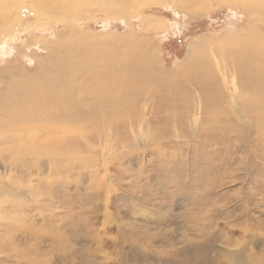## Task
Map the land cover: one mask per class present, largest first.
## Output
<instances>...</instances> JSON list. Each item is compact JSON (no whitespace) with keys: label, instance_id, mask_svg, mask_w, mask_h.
Returning <instances> with one entry per match:
<instances>
[{"label":"rangeland","instance_id":"374dc122","mask_svg":"<svg viewBox=\"0 0 264 264\" xmlns=\"http://www.w3.org/2000/svg\"><path fill=\"white\" fill-rule=\"evenodd\" d=\"M121 1H2L0 264H264V111L243 109L238 89L199 88L189 71L198 41L216 60L248 38L249 11L241 1ZM132 54L141 66L131 78L148 80L124 88L113 66ZM40 78H72L50 100L87 99L79 89L94 82L98 106L105 93L126 102L111 119L96 107L75 122L40 106L13 113L15 93ZM131 87L143 89L135 102Z\"/></svg>","mask_w":264,"mask_h":264},{"label":"bare ground","instance_id":"6f19581e","mask_svg":"<svg viewBox=\"0 0 264 264\" xmlns=\"http://www.w3.org/2000/svg\"><path fill=\"white\" fill-rule=\"evenodd\" d=\"M2 1H5V0H0V10L2 9L1 5L5 4ZM111 1L112 2L107 3L106 0H104V6L110 8L111 6L116 5V0H111ZM124 1L125 0H122L121 2H124ZM177 1H178V3H176V5L180 8L186 9V8H190L191 5H193V3L189 4L188 0H177ZM220 1H222V0H220ZM223 1H228V2L230 1L233 3L236 1H241V3L243 2L241 5L240 4L239 5L241 7H244L245 8L244 10L247 9V11H249V13H250V14H248L249 18L247 17L249 19V24L252 26L251 30H250V36L248 38H245V39L232 40L233 43L232 42L229 44L227 43L226 47H230V48H226V47L223 48V50L226 48L225 53H224V59H221V57H220L221 53H220L216 60H214V58L216 57L215 55L213 56V58L211 60V58L206 53L207 52L206 50H208L211 46L209 47V45H204L202 41H198L193 47H191L189 55L192 57L193 56L192 53H194L193 51L195 49H200L203 51H201L200 55L195 57L194 60H189L194 65L193 68H191L192 66H190L191 69L189 68V71L192 72V75L196 71L199 73V80L197 81V83H199V85H200L199 88L202 86V88H207V90L213 89L212 87L215 86V82H216L217 86L221 89L224 88V89H226V90L228 89L230 91H235L238 89L241 91V94L238 93L236 96H237V99L239 100L238 103H239V105L242 106V108H243V104H244V106L246 107V110H248L249 113L263 112L264 111V0H243V1L242 0H223ZM123 6H124V8H126L125 4ZM53 12H56V11H53ZM53 12H51V13L49 12V14H53ZM4 20H5V18L3 16H1L0 17V24L3 23ZM250 39H251V43L249 41ZM215 49L219 50V47H215ZM209 53H210V51H209ZM211 56H212V54H211ZM139 61H140L139 54L138 55L132 54L129 57V60L124 59V61H122V62L119 61L120 63H117L116 65L113 66V71L120 78V82H118V85L123 86L125 88L129 80H132L133 84H135V85L136 84L140 85V86L146 85L145 82H146V80H148V78H144V79L131 78L135 75V73L137 75L140 74L138 71V70H140L139 68L141 66ZM212 61H215L214 64H212ZM126 62H128V64H126ZM126 66H128V67L130 66L129 71L126 70ZM39 69L41 70L40 67H39ZM133 70H135V72L133 74H131ZM211 74H214L216 76V79L219 80V82L218 81H214V83L210 82L209 80H211L212 78L210 79V78H208V76H210ZM147 75L150 76L152 74L148 73ZM214 75H212V76L215 78ZM37 76L38 75H34V76L27 75L25 77H31V78H27L28 80H23V81L24 82L25 81H34V78H36V79L39 78ZM25 77H24V79H26ZM159 77L162 78V75H160ZM152 78H153V76H152ZM152 78H150V79H152ZM228 80H232L231 81L232 83L228 82ZM69 81H70V83H68V81H65L63 79H58V78H55L53 80H48L47 78H40L37 81L38 85H36V87L38 89L31 90L30 89L31 87L30 88L25 87V89L20 88L18 91L19 93L17 95L15 93V95H14L15 96L14 102H15L17 108L15 107L16 110H14L13 113L20 112V113L25 114V115H32L34 111H30V109L40 106L43 115L50 117V114H52L51 113V110H52L54 115H58L56 119H62L65 121H72L73 118L75 117L76 113H78L77 114L78 117H80L79 113H81V118H80V120H81V119H83L82 116L84 117L83 113H85V115H86V113L92 112V110H94L96 107L98 113L95 111L96 112L95 114H99L101 117H105V119H111L110 117L108 118L107 113H109L113 109H116V108L118 109V107H120L119 109L121 110V108H122L121 106H123V105H121V103L126 102L124 100L125 97L123 95H121V93L119 91L120 94L117 96L113 95V94L110 95V94L105 93L104 99H105L106 105L103 107L98 106V105H100L99 104L100 101L96 102L95 100H93V98H92L93 96L88 93L89 89H91V87L94 86V84H95L94 82H92V84L89 86L81 87L82 89H79L81 91L83 90L82 92H84L85 97L86 96L88 97L87 98L88 100L76 98L72 94H66V95L55 94V96L53 95L54 96L53 100H50L52 98V96L50 94H49V96H51V98L46 97L48 95V92H52V94H53V90L54 89L56 90V88H58V87L60 88L62 86H66V85L69 87H73L72 78L69 79ZM112 82L116 83V82H114V80H112ZM43 85H44V87L41 88V86H43ZM182 86H183V84H182ZM43 88H49L50 90L48 89V91H47V89H45L46 91H43ZM124 88H122V89H124ZM126 89L128 90L127 93H129L132 96V100H131L132 102H135L137 99L142 97L143 92H140V91H143V89H141V87H131V88H126ZM54 93H55V91H54ZM92 93H93V91H92ZM117 94H118V92H117ZM225 98H226V96H225ZM57 100L62 102V108L60 110L54 108V105H53ZM101 101H102V99H101ZM109 101H111V102H109ZM203 101H204V99H203ZM5 104H7V91L0 94V112H1V114H3L4 111H6V113H7V107H5ZM122 111H124V110H122ZM122 111H117V113L122 112ZM92 113H94V111ZM114 114H115V112H114ZM119 114H121V113H119ZM36 115L38 116V114H36ZM90 115L88 114V116H90ZM88 116H86V119L88 118ZM93 116H91V117H93ZM95 116H97V115H95ZM48 117H46V118H48ZM2 118H4V116H2ZM2 118L0 117V128L4 125H7V123L4 124V122L1 120ZM39 118H41V117H39ZM48 119H51V117ZM98 119H99V117H98ZM90 120L92 121L93 118ZM115 120H116V118H115ZM78 121H79V119H78ZM99 121H97V123ZM88 122H89V120H88ZM82 123H80V124H82ZM42 124H43V122H42ZM89 124H92V123H89ZM95 125H96V123H95ZM55 131H57V130H55ZM1 135H3V134L1 133L0 136ZM60 135H62V134H60ZM6 142H8V141H6L5 139H1L0 145L2 146ZM6 147H7V144H6ZM21 166H23V165H21ZM22 169H24V168H22ZM2 174H4V173H2ZM1 177H2V179H5L4 175H1ZM0 188H1V186H0ZM2 193H4V192H2Z\"/></svg>","mask_w":264,"mask_h":264}]
</instances>
